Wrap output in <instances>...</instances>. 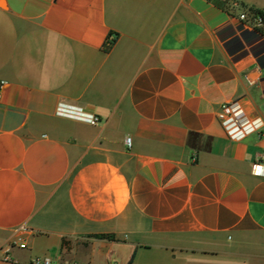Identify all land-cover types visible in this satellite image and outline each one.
I'll return each mask as SVG.
<instances>
[{"label":"crops","instance_id":"obj_1","mask_svg":"<svg viewBox=\"0 0 264 264\" xmlns=\"http://www.w3.org/2000/svg\"><path fill=\"white\" fill-rule=\"evenodd\" d=\"M253 11L264 0H0V264H264ZM233 101L263 121L242 141L217 119Z\"/></svg>","mask_w":264,"mask_h":264},{"label":"built area","instance_id":"obj_2","mask_svg":"<svg viewBox=\"0 0 264 264\" xmlns=\"http://www.w3.org/2000/svg\"><path fill=\"white\" fill-rule=\"evenodd\" d=\"M241 19L245 21L243 28L247 31H254L256 28L264 26V18L259 15L252 16L251 18H247L246 15H241ZM245 79L251 86L256 83L249 75H246ZM57 112L59 115L80 120L91 125H97L101 121L98 115L83 107L60 106ZM217 119L227 137L233 141H242L250 134L258 132L263 126L262 119L249 117L239 101L222 105L217 112ZM126 144L129 148L131 147V138H126ZM254 168L258 175H264V167L259 161L254 163ZM32 264L51 263L49 259H37Z\"/></svg>","mask_w":264,"mask_h":264},{"label":"trees","instance_id":"obj_3","mask_svg":"<svg viewBox=\"0 0 264 264\" xmlns=\"http://www.w3.org/2000/svg\"><path fill=\"white\" fill-rule=\"evenodd\" d=\"M256 15L262 16L264 18V12H262V11H253L252 16H256ZM96 238L112 240V239H114V236H112V235H97ZM129 264H131V262Z\"/></svg>","mask_w":264,"mask_h":264}]
</instances>
